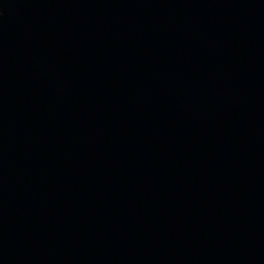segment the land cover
<instances>
[{
	"label": "water",
	"instance_id": "1",
	"mask_svg": "<svg viewBox=\"0 0 264 264\" xmlns=\"http://www.w3.org/2000/svg\"><path fill=\"white\" fill-rule=\"evenodd\" d=\"M0 264H264V0H0Z\"/></svg>",
	"mask_w": 264,
	"mask_h": 264
}]
</instances>
